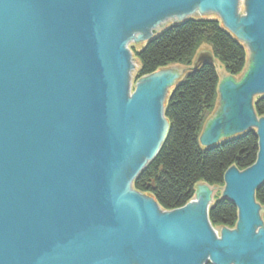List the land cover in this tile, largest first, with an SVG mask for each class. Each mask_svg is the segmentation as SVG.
<instances>
[{
    "label": "water",
    "instance_id": "obj_1",
    "mask_svg": "<svg viewBox=\"0 0 264 264\" xmlns=\"http://www.w3.org/2000/svg\"><path fill=\"white\" fill-rule=\"evenodd\" d=\"M194 8L218 13L251 50L240 77L218 82L221 107L198 137L205 147L250 129L258 137L255 162L223 176L234 228L212 227L205 186L173 210L132 187L165 138L175 72L162 68L131 90L128 40L150 30L135 38L147 42L159 21ZM203 63H216L210 50L187 71ZM257 95L264 0H0V264H264Z\"/></svg>",
    "mask_w": 264,
    "mask_h": 264
},
{
    "label": "trees",
    "instance_id": "obj_2",
    "mask_svg": "<svg viewBox=\"0 0 264 264\" xmlns=\"http://www.w3.org/2000/svg\"><path fill=\"white\" fill-rule=\"evenodd\" d=\"M204 44L228 75L242 73L247 54L241 41L217 20L186 18L156 33L141 49L129 48L138 61L134 82L174 64L191 66ZM218 80L215 64L203 63L188 70L165 101V138L155 157L132 181L134 190L152 197L163 210L184 206L194 197L198 183L223 186L229 167L241 171L256 160L258 137L254 129L217 145L199 144V134L216 105ZM253 109L258 117L264 116V95L253 101ZM255 200L264 207V181L255 191ZM208 219L214 228H234L237 208L227 198H216L208 208Z\"/></svg>",
    "mask_w": 264,
    "mask_h": 264
},
{
    "label": "rangeland",
    "instance_id": "obj_3",
    "mask_svg": "<svg viewBox=\"0 0 264 264\" xmlns=\"http://www.w3.org/2000/svg\"><path fill=\"white\" fill-rule=\"evenodd\" d=\"M187 14L188 15H185L184 14L185 16H183V15L180 14V15H177V16L170 17V18H167V19H164V20L159 21V23H157V25H155V27L152 28V30L156 31L154 34L162 31L164 28L168 27L170 24H174V23H176V22H178V21H180L182 19H185V18H207V19H213V20H217L222 27L226 28V26L224 25V23H223L220 15L218 13H216V12H212V11H199L198 8H194V9H192V11H190ZM180 16H183V17H180ZM232 30H234V29H232ZM148 32H149V35H150V32L151 31L149 30ZM145 36L148 37V33ZM130 38L131 39L128 40L129 41L130 48L132 46H134L137 50H139L145 44V41H142V42L136 41V39H135L136 37H134V38L130 37ZM243 44L246 47V54H247L245 68L246 67L248 68V66H249L248 58H249V56H251V50H250V47L247 45V43H243ZM204 45H202L201 48ZM201 48L199 50H201ZM131 57L132 58H131V63H130V82H131V85L130 86H131V90H133L134 83H135L134 82V77H135L136 70L138 68V61L134 58V56L132 54H131ZM215 66H216L217 73H218V78H219L218 82H220V81H222L224 79V75H225L226 72H225V70H224V68H223V66H222V64L220 62H216ZM169 68L171 70H173V72H175V74H174L175 75V78H174V83L168 88V93L166 95V99L169 96V94L171 93V91L173 90L175 84L177 82H179L180 80L183 79L185 73L183 74L182 72L183 71H186L188 69L187 66L180 65V64L171 65V66H169ZM245 68H244V70H245ZM238 77H240V75L236 76V78H238ZM258 97H259V95L255 96L253 98V101L256 100ZM220 107H221V103H220V97L218 95V86H217V100H216V105H215V108H214L213 112H215L216 110H219ZM212 115H213V113L209 116V118ZM238 135H239V133L238 134H231V135L228 134V135H225V136L220 137L218 140L221 143V142H223L224 140H226L228 138H231V137H234V136H238ZM198 141H199L200 146L205 147V145H204L205 143L204 142H202L200 140H198ZM198 185L199 184H197L196 187ZM203 185H205V184H203ZM199 189H200V187H199ZM207 189H209L211 191V193H210V195H211V202H213L216 198L222 197V186L221 187H219V186H208ZM261 219H262L261 228L264 229V207H261Z\"/></svg>",
    "mask_w": 264,
    "mask_h": 264
},
{
    "label": "crops",
    "instance_id": "obj_4",
    "mask_svg": "<svg viewBox=\"0 0 264 264\" xmlns=\"http://www.w3.org/2000/svg\"><path fill=\"white\" fill-rule=\"evenodd\" d=\"M201 50H210V48L207 46V45H204L202 48H201ZM216 64V63H215ZM187 72V70L186 71H183L182 73L184 74V73H186ZM225 77H228V74L227 73H225V75H224V78ZM199 184V186H205V185H203L204 183H198ZM202 184V185H201ZM205 187H208V185H206Z\"/></svg>",
    "mask_w": 264,
    "mask_h": 264
},
{
    "label": "bare ground",
    "instance_id": "obj_5",
    "mask_svg": "<svg viewBox=\"0 0 264 264\" xmlns=\"http://www.w3.org/2000/svg\"><path fill=\"white\" fill-rule=\"evenodd\" d=\"M151 27H152V26H151ZM152 28H153V27H152ZM148 30H149V29H148ZM138 33H145V34H147V33H148V31H142V32H141V31H139V32H135V33L133 34V36H132V37H136ZM169 72H170V73H172V72H173V70H171V69H170V70H169Z\"/></svg>",
    "mask_w": 264,
    "mask_h": 264
}]
</instances>
